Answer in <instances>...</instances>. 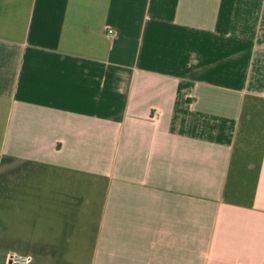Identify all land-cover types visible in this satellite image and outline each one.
I'll return each mask as SVG.
<instances>
[{"label": "crops", "instance_id": "obj_1", "mask_svg": "<svg viewBox=\"0 0 264 264\" xmlns=\"http://www.w3.org/2000/svg\"><path fill=\"white\" fill-rule=\"evenodd\" d=\"M27 256L264 264V0H0V264Z\"/></svg>", "mask_w": 264, "mask_h": 264}, {"label": "built area", "instance_id": "obj_2", "mask_svg": "<svg viewBox=\"0 0 264 264\" xmlns=\"http://www.w3.org/2000/svg\"><path fill=\"white\" fill-rule=\"evenodd\" d=\"M109 34H114L113 29H108ZM31 257H12L10 264H31Z\"/></svg>", "mask_w": 264, "mask_h": 264}]
</instances>
